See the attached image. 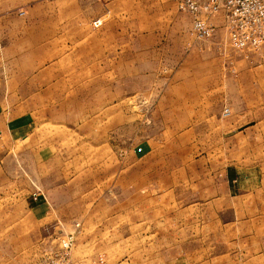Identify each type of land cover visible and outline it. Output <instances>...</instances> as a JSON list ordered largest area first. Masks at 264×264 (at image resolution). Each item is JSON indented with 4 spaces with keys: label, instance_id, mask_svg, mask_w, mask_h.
Here are the masks:
<instances>
[{
    "label": "rangeland",
    "instance_id": "374dc122",
    "mask_svg": "<svg viewBox=\"0 0 264 264\" xmlns=\"http://www.w3.org/2000/svg\"><path fill=\"white\" fill-rule=\"evenodd\" d=\"M43 1L40 10L33 8L34 0H0V102L9 116L26 113L19 124L11 120L26 135L0 137V264H36L66 233H72L69 264H95L100 254L106 264H264L255 256L264 247L251 246L256 242L245 240L251 232L242 229H263L264 208L254 209L252 199L242 214L239 201L207 198L211 153L193 151L191 134L151 136L156 131L150 97L159 88L145 84L159 73L144 71L149 63L136 54L126 57L138 67L132 77H114L113 48L126 47L128 33H114L116 23H105L102 42L94 35L82 44L59 40L58 47L72 53L51 55L49 0ZM123 1L138 3L125 4L121 28L128 27L131 15L155 18L174 7L173 0ZM81 5L89 12L96 7L89 0ZM86 47L89 55L80 53ZM97 47L105 54L98 55ZM20 94L29 102L17 105ZM249 154L247 191L264 193V161L262 167L253 165L263 152ZM238 158L239 153L220 152L217 165ZM136 174L152 182L184 181L178 186L183 198L173 201L151 186L139 191L155 198L136 196L129 179ZM198 175L202 198L194 199L192 181ZM237 178L242 177L233 176L234 186ZM36 193L42 202L33 198ZM176 206L184 208L178 237L171 229ZM44 207L54 219L38 223L32 209ZM154 220L164 228L146 231Z\"/></svg>",
    "mask_w": 264,
    "mask_h": 264
},
{
    "label": "crops",
    "instance_id": "0c3cea01",
    "mask_svg": "<svg viewBox=\"0 0 264 264\" xmlns=\"http://www.w3.org/2000/svg\"><path fill=\"white\" fill-rule=\"evenodd\" d=\"M84 1H48L47 19L49 21L48 38L50 41L48 53L56 56L72 53L69 51L70 49L58 47L57 41L59 40H75L82 44V41H88L90 35H94L93 37L96 36L97 42L98 40L102 42L105 37L103 29L105 23L115 22L116 27L113 32H127L129 43L126 47L113 48V55L118 56L114 65V71L116 74L118 73V76L114 77L126 78V73H128L129 79L132 77L138 67L133 58L126 60V57L136 54H143L146 57V63H149L148 68L144 71L159 73V77L153 78L145 84V87L151 89L159 88L156 91L157 95L150 97V102L153 104L150 114L153 121L152 129L156 131L151 136L163 134L177 136L187 134L190 136L191 134L193 138L191 149L193 151L211 153L207 198L210 200L239 201L240 213L242 214L248 211V201L252 199L254 209L264 208V193L257 194L247 191L249 153L263 152V159L253 164L256 168L262 167L258 165L264 161V45L258 52L250 51L247 54L240 51L233 52L232 48L225 44L222 18L219 13L208 15L203 13L215 25L214 32L204 39L195 38L187 31L190 17L177 13L174 0V7L160 11L161 15L155 18H138L135 15L132 18V15L129 16L127 28H121L120 23H125L120 20L119 15L122 13L121 16H123L125 13V4H128V7L133 5L135 7L138 2L134 1L131 5L123 0H89L93 1L96 6L94 11L89 12L82 10L81 4ZM45 3L43 0H34L33 8L41 10ZM69 3L73 6L69 7ZM96 17H99L102 23L93 27L91 20ZM182 17L183 20H186L179 22ZM38 19L43 20L44 17L39 16ZM111 20L112 22H110ZM90 29L94 32L90 33ZM63 50L64 52H62ZM103 51L98 47L96 49L98 55L105 54ZM80 53L90 54L87 47ZM53 83L49 79L48 87H51ZM34 86L36 85L34 84ZM21 95L16 96L17 105L28 101ZM50 101L48 102L50 103ZM1 104L0 102V137L9 136L10 132L13 135H26L17 130L18 121L26 120V113L20 112L16 116H9L8 113L4 112ZM224 105L227 106L228 113L221 115ZM12 119L18 120L15 127H13ZM155 121H159V123L157 124ZM145 141L148 144L151 143L149 139ZM145 145L142 142V146ZM155 145L163 144L155 143ZM220 152L239 153L240 158L224 162L218 167L216 156ZM195 167L199 170L202 169L200 165ZM205 168L203 167V169ZM233 176L242 177L236 179L235 186L232 184ZM129 179L132 180L131 184L135 187L136 196L139 194V197L143 196L146 201L155 198V196H149L148 193L142 194L139 191L147 186L159 188V194L165 195L166 198L173 201L183 198L179 195L178 186L184 181L180 182L179 179H175L174 182H163L160 179L152 182L147 177L137 176V174L130 176ZM192 186L198 194L193 198L201 199V176L193 177ZM34 197L42 202L39 194L36 193ZM177 207L173 211L175 215L171 214V216H177L171 229H175L178 237L180 228L178 216L180 213L183 216L184 208ZM32 210L38 223L51 220V217L54 219L55 215L49 213L47 207L43 209L33 208ZM262 213L264 214V212ZM144 215H147L146 210ZM60 216L61 214H59ZM157 216L161 217V214ZM61 219L63 220L62 217ZM160 224H162L160 221L157 225L156 220H154L150 229L147 228L146 231H156L153 228L155 226L164 228ZM256 226L251 229L242 227V229L251 232L250 235L245 236V240L256 242L251 246L261 249L264 247V228L260 229ZM258 254L260 255L255 256H262L264 260V252Z\"/></svg>",
    "mask_w": 264,
    "mask_h": 264
},
{
    "label": "built area",
    "instance_id": "2783aa9c",
    "mask_svg": "<svg viewBox=\"0 0 264 264\" xmlns=\"http://www.w3.org/2000/svg\"><path fill=\"white\" fill-rule=\"evenodd\" d=\"M177 10L189 15L188 33L197 39L212 35L215 25L203 15L220 14L225 42L237 51L258 52L264 45V0H174ZM101 23L96 17L92 26ZM228 112L223 106L221 113ZM75 225L78 223L75 222ZM72 241V233L60 237L58 248L45 254L36 264H69L67 251ZM95 264H106L102 255H97Z\"/></svg>",
    "mask_w": 264,
    "mask_h": 264
}]
</instances>
